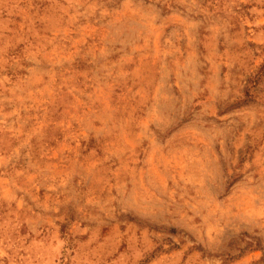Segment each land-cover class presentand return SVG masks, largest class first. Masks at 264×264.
Returning a JSON list of instances; mask_svg holds the SVG:
<instances>
[{
	"label": "rangeland",
	"instance_id": "374dc122",
	"mask_svg": "<svg viewBox=\"0 0 264 264\" xmlns=\"http://www.w3.org/2000/svg\"><path fill=\"white\" fill-rule=\"evenodd\" d=\"M0 264H264V0H0Z\"/></svg>",
	"mask_w": 264,
	"mask_h": 264
}]
</instances>
